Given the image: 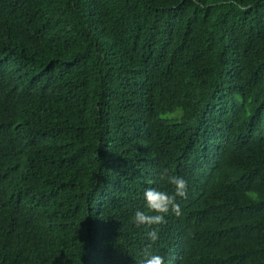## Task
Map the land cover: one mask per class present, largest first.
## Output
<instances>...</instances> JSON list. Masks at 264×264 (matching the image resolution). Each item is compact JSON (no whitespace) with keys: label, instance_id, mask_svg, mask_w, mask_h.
I'll list each match as a JSON object with an SVG mask.
<instances>
[{"label":"trees","instance_id":"1","mask_svg":"<svg viewBox=\"0 0 264 264\" xmlns=\"http://www.w3.org/2000/svg\"><path fill=\"white\" fill-rule=\"evenodd\" d=\"M146 252L264 264V0H0V264Z\"/></svg>","mask_w":264,"mask_h":264},{"label":"clouds","instance_id":"2","mask_svg":"<svg viewBox=\"0 0 264 264\" xmlns=\"http://www.w3.org/2000/svg\"><path fill=\"white\" fill-rule=\"evenodd\" d=\"M161 179L166 180L167 183L173 185L174 192L169 194L166 191L155 188H148L144 192V199L146 201L148 212L144 210H137L135 212V222L139 225H159L165 221V214L172 211L176 215H180V206L176 202V197H183L186 194L187 182L183 177L169 174L168 169H164L161 173ZM148 239L155 243L159 239L156 228H151L147 233ZM152 244L148 247L151 248ZM143 264H165L164 257L159 254L147 253Z\"/></svg>","mask_w":264,"mask_h":264}]
</instances>
